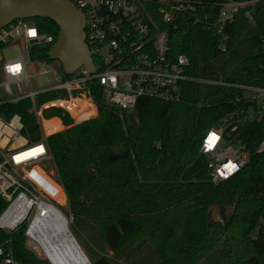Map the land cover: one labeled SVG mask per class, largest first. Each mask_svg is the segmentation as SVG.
<instances>
[{
    "label": "trees",
    "instance_id": "obj_1",
    "mask_svg": "<svg viewBox=\"0 0 264 264\" xmlns=\"http://www.w3.org/2000/svg\"><path fill=\"white\" fill-rule=\"evenodd\" d=\"M205 1L206 24L190 14L172 24L156 16L170 32L173 53L186 55L189 73L204 80L183 83L182 99L141 98L129 112L108 103L95 87L97 113L82 122L58 107L44 110L46 118L59 117L66 126L44 137L51 170L64 190L60 208L82 218L94 243L104 242L112 251L96 254L90 264H264V151L258 150L264 117L246 118L257 106L249 87H264V0H236L247 3L226 29L225 50L208 28L220 9L212 2L220 0ZM30 19L57 38L54 21ZM49 49L34 51L49 59ZM31 106L28 98L5 103L0 114L19 113L23 134L37 141L42 131ZM222 122L228 132L237 127L249 161L233 177L214 184L200 147L206 132ZM45 126L47 133L61 127L58 118ZM214 203L225 211L224 225L210 221ZM6 205L0 198V214ZM25 228L0 229V243L17 264H51L27 247Z\"/></svg>",
    "mask_w": 264,
    "mask_h": 264
},
{
    "label": "built area",
    "instance_id": "obj_2",
    "mask_svg": "<svg viewBox=\"0 0 264 264\" xmlns=\"http://www.w3.org/2000/svg\"><path fill=\"white\" fill-rule=\"evenodd\" d=\"M72 1L85 16L86 43L93 60L91 71L80 66L74 73L66 74L53 60L39 58L34 50L51 47L56 39L40 31L30 18L15 19L0 28V106L30 99V111L42 131L41 140L31 141L23 134L19 113L9 118L0 114V198L7 203L0 214V229L13 232L25 226L26 245L32 250H42L38 230L49 228L51 221L62 222L74 237L69 217L60 208L64 190L49 168L51 155L44 140L46 121L60 118L48 119L44 110L61 108L79 123L97 113L92 88L99 87L108 103L132 112L141 98L176 102L182 99L183 83L204 81L189 73L190 60L186 55L173 53L170 32L159 26L156 16L172 24L190 14L196 22L206 24L205 0ZM246 3L212 2L220 9L208 28L219 36L223 50L228 40L226 29ZM10 46H19L24 53L7 59L4 51ZM48 65L59 71L62 81L35 90L31 79L49 72ZM53 91L57 92L54 97L38 102V96ZM249 92L250 100L256 101L257 106L246 118L253 122L264 117V87H249ZM236 131L234 126L228 132L227 122H222L203 137L200 152L208 158L214 184L233 177L249 161V151ZM258 150L264 151V136ZM48 260L55 264L51 258ZM0 261L17 264L4 243H0Z\"/></svg>",
    "mask_w": 264,
    "mask_h": 264
},
{
    "label": "water",
    "instance_id": "obj_3",
    "mask_svg": "<svg viewBox=\"0 0 264 264\" xmlns=\"http://www.w3.org/2000/svg\"><path fill=\"white\" fill-rule=\"evenodd\" d=\"M48 18L54 21L59 32L47 55L56 61L66 74L80 66L91 71L93 60L86 43L85 16L72 0H0V28L15 19ZM210 221L225 224L222 207L214 203L209 209Z\"/></svg>",
    "mask_w": 264,
    "mask_h": 264
},
{
    "label": "rangeland",
    "instance_id": "obj_4",
    "mask_svg": "<svg viewBox=\"0 0 264 264\" xmlns=\"http://www.w3.org/2000/svg\"><path fill=\"white\" fill-rule=\"evenodd\" d=\"M4 52H5L4 53L5 57L7 59L18 57L24 53L22 48H20L19 46H10L6 48ZM53 64H56V61H54ZM47 68L50 69L49 72L36 75L31 79L30 83H32L33 88L35 90L43 89V88L49 87L50 85H56L62 81L61 74L53 65H48ZM95 113H96V110L94 114ZM59 121H60L61 127L56 131L47 133L46 126H45V135L53 134L57 131L63 130L66 127V126H63L61 119H59ZM51 167H53L52 163L49 168ZM62 203L63 204L65 203L64 196L59 200V204H62ZM65 207H66V204H65ZM62 211L64 212L63 209ZM222 214L223 215L225 214V211L223 208H222ZM67 216L69 217V220H70V225H69L70 231L74 234L77 240L76 239L74 240L73 237L71 236L74 242V244H71L69 240H66L63 237H61L58 244H55V248H53V251L51 252V250L50 249L47 250L46 249L47 247H44L42 242L38 239V241L40 242L43 248L42 250L33 249V251L36 253L37 256L41 258H47V259L49 257L53 260V262L56 261L58 264H70V263H73L74 260L79 259L80 256L82 255L83 258H85L84 264H87L88 259L89 261L90 260L93 261L94 260L93 257H95L96 254L107 253L108 255H112V251L105 245L104 242H99L98 243L99 245L94 243L93 239L91 238V234H93V231L90 229L89 224L87 223L83 224L82 218L80 217H77L76 219H74L73 215H67ZM74 246H77V249L78 248L79 249L71 253V251L74 249ZM65 253L68 254V258L67 260H65L66 262L63 261ZM83 258H80V259H83Z\"/></svg>",
    "mask_w": 264,
    "mask_h": 264
},
{
    "label": "bare ground",
    "instance_id": "obj_5",
    "mask_svg": "<svg viewBox=\"0 0 264 264\" xmlns=\"http://www.w3.org/2000/svg\"><path fill=\"white\" fill-rule=\"evenodd\" d=\"M69 233L70 232H68L66 230V227L64 226V224L62 222L51 221V226L49 228H47V229L41 228L38 230V239L42 242L44 247H47L46 248L47 250L50 249L52 252L53 248H55V244H58L61 237H63L66 240H69V242L71 244H74L73 239L75 240V238L72 235H70ZM71 236L73 237V239ZM40 246H41V248H43L42 245H40ZM78 249H77V246H74V249L71 251V253H73V251L78 250ZM67 258H68V254L65 253L63 261L67 260ZM80 258H83V256L81 255ZM80 258L77 260H74V262L70 263V264H84L85 258H83V259H80ZM54 263L58 264L56 261Z\"/></svg>",
    "mask_w": 264,
    "mask_h": 264
}]
</instances>
